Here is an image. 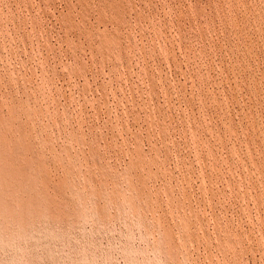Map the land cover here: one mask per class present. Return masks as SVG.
I'll return each mask as SVG.
<instances>
[{"label": "rangeland", "instance_id": "rangeland-1", "mask_svg": "<svg viewBox=\"0 0 264 264\" xmlns=\"http://www.w3.org/2000/svg\"><path fill=\"white\" fill-rule=\"evenodd\" d=\"M0 264H264V0H0Z\"/></svg>", "mask_w": 264, "mask_h": 264}, {"label": "bare ground", "instance_id": "bare-ground-1", "mask_svg": "<svg viewBox=\"0 0 264 264\" xmlns=\"http://www.w3.org/2000/svg\"><path fill=\"white\" fill-rule=\"evenodd\" d=\"M202 263V262H201Z\"/></svg>", "mask_w": 264, "mask_h": 264}]
</instances>
